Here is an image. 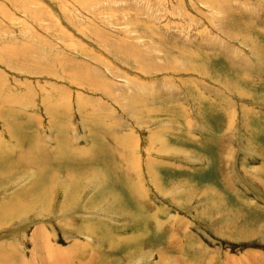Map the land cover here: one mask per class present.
<instances>
[{"label":"rangeland","instance_id":"rangeland-1","mask_svg":"<svg viewBox=\"0 0 264 264\" xmlns=\"http://www.w3.org/2000/svg\"><path fill=\"white\" fill-rule=\"evenodd\" d=\"M184 1L0 0V142L16 158L40 137L39 160L0 174V264H264V0ZM64 132L73 158L57 163ZM91 133L108 165L127 158L144 212L122 181L104 190L136 216L87 201L106 193L103 172L85 179L103 167L77 166ZM24 189L38 199L27 217L13 207Z\"/></svg>","mask_w":264,"mask_h":264},{"label":"bare ground","instance_id":"bare-ground-1","mask_svg":"<svg viewBox=\"0 0 264 264\" xmlns=\"http://www.w3.org/2000/svg\"><path fill=\"white\" fill-rule=\"evenodd\" d=\"M33 1V0H32ZM186 1V0H185ZM185 1H184V4H185ZM198 1V0H197ZM217 0H201V4L203 5L204 3H206V5L207 6H209V10L211 11L212 9L211 8H216L217 7V5L216 4H218L219 2H217L216 4L214 3V2H216ZM22 10V9H21ZM215 10V9H214ZM219 12V11H218ZM179 13V12H178ZM193 13V12H192ZM215 13H216V11H215ZM214 13V14H215ZM212 14H213V12H212ZM34 16V15H33ZM184 21V20H183ZM182 21V22H183ZM186 22V21H185ZM184 22V23H185ZM182 27V26H181ZM252 29V28H251ZM253 30V29H252ZM255 30V29H254ZM230 39H232V38H230ZM226 40H228V39H226ZM231 42V41H230ZM240 45H241V43H240ZM243 49H245V48H243ZM229 50V49H228ZM247 49H245V51H246ZM249 50V49H248ZM191 83V82H190ZM17 88V87H16ZM13 90V89H12ZM5 92V91H4ZM247 92V91H246ZM2 93V92H1ZM7 93V92H6ZM209 101V100H208ZM218 108V107H217ZM221 109H222V107H221ZM161 110V109H160ZM159 110V111H160ZM162 111V110H161ZM163 112V111H162ZM226 112V111H225ZM50 113H52V112H50ZM55 116H56V118H57V120H58V122H60L59 121V116H60V114H58V113H55ZM62 116V115H61ZM189 120V119H188ZM187 120V121H188ZM25 124H27V123H22V126L24 127V125ZM190 124V123H189ZM56 126L58 127V128H61L62 129V127L59 125V124H56ZM94 129H96V128H94ZM57 131H60V130H57ZM13 132V131H12ZM26 132L27 133H29L30 131H27L26 130ZM92 135H91V141L92 142H94L95 143V145L97 144V141H99V144L101 145V144H103V141L102 140H94V137H96L97 138V135H95V133H91ZM179 134V133H178ZM32 135V139H27V143H28V145L29 146H27V150L29 151V153H24V154H26L27 156H22V154L20 155V156H18V157H16V158H14V155H13V153H12V151H13V149H9V148H7V147H3V145L1 144V142H0V174L1 173H4V172H8V174H10V171L11 170H21L22 169V167H24V168H26V167H29V165L33 162V160H32V158H37L38 160L40 159L39 158V155H37L36 157L34 156V155H32V156H29L32 152H33V150H34V148H35V146H34V140H39V138H38V136H36L35 134H31ZM176 135V134H175ZM12 137V136H11ZM14 137H12V139H13ZM187 138V140H189V138H190V136H187L186 137ZM162 139H163V137H162ZM69 140H71V138L69 139L68 137H66V133L64 132V134H59L58 136H57V138H56V142L57 143H60V144H64V147H65V151L67 152V153H65V154H63V156L62 155H60L59 154V158L57 157V155L55 156V157H53V158H55L54 160H56L57 161V163H59L62 159H65V158H73V157H71V155H70V152H71V147L69 146ZM166 141V140H165ZM23 138L22 137H20L19 135H16V133H15V142H14V144L18 147V148H20V147H23ZM105 144H107V143H105ZM93 146H94V144H92ZM123 145V144H122ZM110 147V146H109ZM109 147H106L107 148V150L110 152V153H113L112 152V150L113 149H111V148H109ZM129 147V146H128ZM90 150V152H89V154L87 155V157H89V158H85V160H84V163H80V161H79V159L77 158V160L79 161V163H80V165H77V166H84V164L85 163H87V162H90V163H97V165L99 166V167H103L104 169H105V171L103 170V169H101V168H98V169H94V168H92L91 166H89V167H87L88 168V170L86 169V176H85V179L91 174H94V175H97L99 172H103V174H104V176H103V178L104 179H101V181H92V182H95V184H94V186H97V187H99L96 183H101V185L103 186V191L104 192H106V193H103V192H96L95 193V195H94V197H88V199H87V201H95L96 199H98V203L97 204H95V206L96 207H98L102 202H103V198H104V196L107 194V195H110V196H112V198H113V200L115 201V197H117V200L119 201V203L121 204L120 205V207H121V209L120 210H124V211H127V212H129L130 214H131V216L132 215H135L136 216V214H137V212H136V214H135V211H134V209H133V207H132V205H131V207L132 208H128L126 205H127V202H126V200L122 197V196H120V195H115V194H111V193H108L107 191H105L104 190V188H111V187H116V183L118 184H120L121 183V181L122 182H126V185L125 186H121V187H123V189H124V191L126 192V194L129 192V197H130V201L133 203V205L135 206V207H137L138 208V210H136V211H139V209L140 210H143V212L145 211L144 209H145V206L146 205H148V203L146 202V200L145 199H143V197H141V193L138 191V187L136 188V186H137V183H136V185H135V183L133 184V185H131L130 183H129V179L128 178H131L132 179V177H129L128 175H126V171H123L122 170V173L120 174L119 173V170L120 169H122V168H120V167H123V168H125V170H127L128 169V167H127V165L125 166V162H126V160H127V158L125 159V156H122V155H120V161L121 162H123V164H121L120 162H113L112 163V165H108V163L107 162H105V161H103L102 160V154L100 153H97V152H95L96 151V148H98V146L96 145V146H94L93 147V151L91 150V145L88 147ZM127 148V147H126ZM157 148V147H156ZM40 149V148H39ZM173 149V148H172ZM81 150H84L85 151V149H84V147H83V149H81ZM103 150V149H102ZM179 150V149H178ZM39 151V150H38ZM98 151H99V149H98ZM160 151H163V150H160ZM82 152V151H81ZM100 152V151H99ZM163 152H165V151H163ZM86 153V152H85ZM85 155V154H84ZM83 155V156H84ZM79 156V155H78ZM52 158V159H53ZM104 158V157H103ZM187 158V157H186ZM185 158V159H186ZM35 159H34V162H35ZM105 159V158H104ZM171 159V158H170ZM188 159V158H187ZM107 160V159H106ZM65 161H67V159H65ZM68 161H69V159H68ZM72 162H73V160H71ZM157 162V161H156ZM161 162V161H160ZM158 163V164H162V163ZM135 163V162H134ZM133 163V164H134ZM148 163V162H147ZM170 163V162H169ZM62 164V163H61ZM61 164L59 165V167H61ZM143 164V163H142ZM154 164V163H153ZM157 164V165H158ZM135 165H136V163H135ZM155 165V164H154ZM175 165V164H174ZM133 166V165H132ZM167 166V165H166ZM171 166V165H170ZM70 167H71V165H69V164H67V165H65V168L67 169V172H69V175L71 174V172L74 170H71L70 169ZM84 167H86V166H84ZM95 167V166H94ZM139 167V164L138 165H136V168H138ZM156 167V166H155ZM161 167V166H160ZM48 168V167H47ZM136 168L135 169H133V171H135L136 170ZM177 168V167H176ZM45 169V168H44ZM52 169V168H51ZM54 169V168H53ZM83 169V167L81 168V170ZM129 170V169H128ZM98 171V172H97ZM132 171V172H133ZM148 171H149V173H150V175H151V177H152V179H154V180H157V177L158 176H156V174H157V172H156V170H155V168H153V170L152 171H150L149 169H148ZM18 172V171H17ZM96 172V173H95ZM54 173V172H53ZM81 173L82 172H80L79 174H77V175H75V177L76 176H79V175H81ZM52 174V173H51ZM159 174V173H158ZM6 176H7V173H6ZM9 176V175H8ZM11 176H12V174H11ZM10 176V177H11ZM159 176H160V174H159ZM55 177V176H54ZM69 177V176H68ZM134 177H136V176H134ZM70 178V177H69ZM75 179V178H74ZM113 179H118L117 181H114ZM142 179V178H141ZM2 180H3V178H2ZM139 180V179H138ZM83 181V177L82 176H80L79 178H77V181H74L75 182V184H74V190H72L73 191V193L75 194V195H77V190H78V186L79 185H81L80 183ZM86 181H88V180H86ZM139 181H141V180H139ZM2 182V181H1ZM52 182V181H51ZM85 182V181H84ZM131 182V181H130ZM109 183H111V186H110V184ZM132 183V182H131ZM119 184H118V187H119ZM155 184L157 185V182H155ZM1 185V184H0ZM135 185V186H134ZM37 186H38V184H37ZM36 186V187H37ZM47 186V185H46ZM70 186V185H69ZM84 187V186H83ZM160 187V186H159ZM31 188V187H30ZM45 188V187H44ZM43 188V189H44ZM85 188V187H84ZM3 189V188H2ZM67 187H66V185H64L63 186V198H64V204L65 205H67V204H71V199H73V198H71L69 195H67L68 194V192H67ZM68 189H69V187H68ZM80 189V188H79ZM91 189V188H90ZM120 189V188H119ZM32 191H35V187L33 186L32 187V189H31ZM98 190V189H97ZM113 190V189H112ZM118 190V189H117ZM264 190V189H263ZM29 191H30V189H27V190H21V193H18L15 197H14V201H13V207L14 208H21L23 211H21V213L23 214L24 212H30L31 211V209H33L34 208V204H35V201H37L36 199H35V201L34 200H32V199H30V200H32V201H34L33 203H32V205L31 204H26L25 203V199H29L31 196H33V195H31L30 196V193H29ZM79 191V190H78ZM87 191V190H86ZM114 191V190H113ZM31 192V191H30ZM2 193H4V192H2ZM33 194V193H32ZM42 195H44L45 194V198L42 196V199L44 200V201H47L46 203H43L42 204V206L43 205H48V200L51 198V197H53V193L51 192V184H50V187L49 188H46V190L43 192V193H41ZM84 194V193H83ZM39 195V194H38ZM37 195V196H38ZM88 195V194H87ZM128 195V194H127ZM36 196V197H37ZM10 197V196H9ZM34 197V196H33ZM39 197V196H38ZM32 198V197H31ZM126 198V197H125ZM141 199H143L144 200V202H145V204L143 203V201H141ZM9 201H11V198L9 199ZM40 201V200H39ZM38 201V202H39ZM128 201V200H127ZM12 202V201H11ZM75 201H72V203H74ZM10 203V202H9ZM92 203V202H91ZM116 203V202H115ZM130 203V202H129ZM3 204V203H2ZM7 204V203H6ZM84 204V203H83ZM85 204H88L87 202L85 203ZM103 204V206H101L100 205V207L101 208H99L100 210L103 208V207H105V204L104 203H102ZM36 205V204H35ZM89 205H90V203H89ZM115 205V204H114ZM2 206V205H1ZM24 206H28V208L29 209H26V210H24ZM117 206V205H116ZM119 206V205H118ZM4 207V206H3ZM37 207V206H36ZM94 207V206H93ZM2 208V207H1ZM39 208H40V205H39ZM89 209H92V208H89ZM126 209V210H125ZM8 210H11V208L10 207H4V208H2L1 210H0V215H2V213L4 214V213H6ZM39 210V209H38ZM88 210V209H87ZM106 210H108V209H106ZM39 211H41V210H39ZM89 211V210H88ZM19 212V211H18ZM100 212V211H99ZM102 212V211H101ZM43 213V212H42ZM113 213V212H112ZM141 213H142V211H141ZM151 213V212H150ZM30 214V213H29ZM83 214V213H82ZM91 214V213H90ZM105 214V213H104ZM139 214V213H138ZM146 214V213H145ZM27 215H28V213L26 214V217H27ZM31 215V214H30ZM42 215V214H41ZM43 215H44V213H43ZM42 215V216H43ZM88 215L89 214H86V216H84L83 218L81 217V219H82V221H81V224H79V227H80V229L82 230V228L84 227V226H86L87 224H89V223H91V221H95V220H90V219H88L87 217H88ZM105 215H108V214H105ZM105 215H104V217H105ZM150 215H152V214H150ZM109 216V215H108ZM110 216H111V214H110ZM29 217V216H28ZM112 217V216H111ZM141 217V216H140ZM137 218H138V215H137ZM22 219V218H21ZM148 219H150V217L148 218ZM138 220V219H137ZM153 220H154V218H153ZM11 221V220H10ZM16 221V220H15ZM145 221V220H144ZM4 222V221H3ZM5 223H6V220H5ZM87 223V224H86ZM144 223V222H143ZM146 223V222H145ZM7 225V224H6ZM94 227H95V225H93ZM92 226V227H93ZM100 226V225H99ZM106 226V225H105ZM4 227V226H3ZM87 227V226H86ZM89 227V226H88ZM90 228H91V226H90ZM109 228V227H108ZM89 229V228H88ZM95 229H97V227L95 228ZM106 229V228H105ZM105 229H100V230H102V231H100V232H102V234H100L99 233V236L98 237H100L101 239H104V237H103V231H105ZM144 229V228H143ZM98 230V229H97ZM157 230V229H156ZM85 231V230H84ZM91 231H93V230H91ZM96 231V230H95ZM155 231V230H154ZM158 231V230H157ZM90 232V231H89ZM159 232V231H158ZM94 233V232H93ZM108 233V232H107ZM110 233L112 234V236L114 235V237L115 238H120L121 236H119V237H117L116 236V234L114 233V231H112V229H110ZM105 234V233H104ZM162 234V233H161ZM92 235V234H91ZM109 235V234H108ZM160 235V234H159ZM79 236V235H78ZM123 236V235H122ZM95 237H96V235H95ZM140 237V236H139ZM167 237V236H166ZM175 237V236H174ZM99 238V239H100ZM106 238V237H105ZM112 238V237H111ZM136 238V237H135ZM158 238V237H157ZM172 238H173V236H172ZM120 239H122V238H120ZM136 239H138V238H136ZM110 240V239H109ZM118 240V239H117ZM125 240H128V239H125ZM138 241H140L139 239H138ZM133 246H135V245H133ZM138 246H139V244H138ZM141 246V245H140ZM139 246V247H140ZM2 247V246H1ZM0 247V248H1ZM48 247V246H47ZM3 248V247H2ZM49 248H50V246H49ZM57 248V247H56ZM48 249V248H47ZM48 251H50V249H48L47 250V252ZM55 252V251H54ZM49 253V252H48ZM6 254V253H5ZM8 255V254H7ZM162 255V254H161ZM42 257V256H41ZM5 259V258H4ZM3 258H2V260H4ZM42 262V261H41Z\"/></svg>","mask_w":264,"mask_h":264}]
</instances>
